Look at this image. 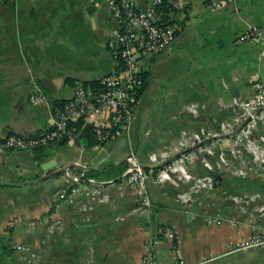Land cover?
<instances>
[{"label":"crops","instance_id":"1","mask_svg":"<svg viewBox=\"0 0 264 264\" xmlns=\"http://www.w3.org/2000/svg\"><path fill=\"white\" fill-rule=\"evenodd\" d=\"M134 3L144 6L145 0ZM185 3V10L176 14L183 21L173 38L163 49L138 57L147 86L136 99L128 129L119 128L101 146L106 154L100 161L115 164L131 144L136 159L146 164V152L173 141L180 127L216 129L217 121L232 119V98H249L256 82L264 85V0L227 1L219 7L208 0ZM248 23L261 34L240 38ZM114 35L107 0H0V179L18 181L44 173L30 150L8 147L5 135L48 127L52 98L69 102L76 84L112 71L116 61L106 42ZM34 84L44 94L36 103L28 97ZM194 101L205 105L199 118L188 108ZM81 149L66 142L40 162L53 157L58 167L77 160ZM188 165L193 172L205 171L197 157ZM241 178L258 182L257 188L245 186ZM61 183L60 171L35 182L0 184V264H19L16 245L40 248L38 239L54 217L61 226L53 235L79 248L76 262L69 264H139L144 243L153 237L159 240L155 254L161 264H169L172 255L181 264H264V247L230 248L259 234L264 217L251 208L236 209L227 199L230 192L253 189L264 199V176L221 173L213 188L199 191V201L185 211L174 200L173 186L152 180L147 182L150 206L134 209L135 189L118 175L103 185L107 199L94 208L88 223L76 204L66 201H59L57 213L50 215L48 205ZM216 213L231 221H206ZM169 227L173 237L164 233ZM7 235L11 253L1 245ZM52 237L43 245L40 261L46 259Z\"/></svg>","mask_w":264,"mask_h":264},{"label":"built area","instance_id":"2","mask_svg":"<svg viewBox=\"0 0 264 264\" xmlns=\"http://www.w3.org/2000/svg\"><path fill=\"white\" fill-rule=\"evenodd\" d=\"M173 7L182 6L186 0H170ZM235 0H208L212 7H219L224 2ZM160 0H145L144 6H138L134 0H107L109 13L115 22V35L106 42L109 50L118 53V68L101 77V87L91 90L76 84L72 98L66 103L59 116L52 115L53 127L37 135H20L7 133L4 143L12 148L27 149L30 145L55 139L64 130L66 119H75L82 115L92 119L93 130L101 141L113 138L121 129H128L134 112L135 103L131 90L136 84L138 57L147 52H156L172 38L170 25H161L157 13ZM261 29L253 24H246L240 38L259 36ZM255 93L249 98H232L229 105L233 110L232 119L217 121V128L211 129L203 125L180 127L176 138L157 149H150L145 154L147 167L140 166L131 144L128 146L126 166L119 178L131 184L135 189L137 205L134 209L144 210L150 206L147 182L152 180L161 185L173 186L174 200L185 211L199 201V191L208 192L214 185V173L231 171L239 176L256 174L264 176V85L255 83ZM32 103L40 101L44 94L40 87L33 85L29 93ZM203 102H190L191 116L199 118L204 109ZM109 112L115 113L109 119ZM93 117V118H90ZM104 119V120H103ZM111 123L115 128L110 129ZM238 129L233 132L237 127ZM226 135H223L225 134ZM146 132H143V136ZM67 142L76 141V135L66 132ZM176 153V154H175ZM175 154V155H174ZM171 157L165 163L163 161ZM198 158L204 172H193L188 162ZM162 163L161 165H158ZM157 166L156 170L152 168ZM86 168L65 167L61 171L62 183L53 192L55 200L49 203L50 215L54 216L59 201L76 204L81 220L88 223L93 217L94 208L107 199L103 185L114 179L98 178L86 174ZM228 201L239 210L252 209L259 217H264V199L258 190H242L230 192ZM206 221L217 223L222 219L231 221L227 215L214 214L205 217ZM60 219L54 217L52 223L44 228L39 237L40 248L32 249L27 244L16 245L15 258L19 263H30L39 260L44 252L43 245L60 229ZM164 233L173 237L172 228H165ZM158 238L148 239L143 245L139 264H161L156 257ZM245 247H264V224L260 233L239 240L230 246L231 249ZM82 256L80 260H83ZM169 264H181L176 255H172Z\"/></svg>","mask_w":264,"mask_h":264},{"label":"trees","instance_id":"3","mask_svg":"<svg viewBox=\"0 0 264 264\" xmlns=\"http://www.w3.org/2000/svg\"><path fill=\"white\" fill-rule=\"evenodd\" d=\"M186 4L187 3H184L180 7H173L171 5L170 0H160L157 6L159 23L161 25H170L172 27V31H171L172 38L174 34L177 33V31L179 30L178 24L181 25L183 21V18L181 20H178L176 18V14L180 10H183V9L185 10ZM111 53H112L113 59L116 61V63L114 64V68H118V65L120 63L119 55L114 50H111ZM105 74L92 78L88 81H81L80 85L85 88L91 89V90L99 89L101 87L100 79ZM136 80H137L136 84L133 86L131 90L133 103L136 102V99L143 93L145 87L147 86V75L145 73V70L139 69L137 71ZM67 101L68 99L52 98L51 107H50L52 115L55 117L59 116V112L64 109ZM114 114L115 113L109 112V119L112 118ZM52 127L53 125L50 124L48 127L43 128L42 130H39L35 133H29V134L19 133V134L20 135H37L41 132L51 129ZM106 127H109L110 129L115 128V126L112 123L111 125L109 124ZM68 131H71L76 135L77 139L75 143H77L84 149H90L94 146L101 147L105 144V141H101L96 136L93 130V122L91 120H87L84 116L80 115L76 117L75 119H66L65 124H64V130L60 134H58V136L55 139L48 140L43 143H36V144L30 145L27 148L28 150L31 151V155L35 159L36 163L39 164L41 160L50 157L51 155L55 153L56 149H58L59 146L64 145L67 142L66 132ZM125 166H126L125 161H121L115 164L109 161L103 164L99 170L87 169L86 174L92 175L98 178L111 177L114 179V177H117L120 174V172L125 168ZM156 168L157 166H154L152 170L155 171ZM214 181L216 183L218 182V179L214 177ZM241 181H243L244 183L246 182L245 186L250 185V184L251 186L256 185V188L258 186V182L252 184L251 181L248 180V178H241ZM8 236L9 235H7V237H4V238L2 237L1 245L4 250L11 253V251H13L14 249L12 250V247H10L12 241L10 237ZM53 237H52V241L49 243L46 259L43 260L44 262L39 260V261L30 262L28 264H69L70 261L76 262V258L79 253V248L76 245L74 246V244L66 242L62 238L63 237L62 235L55 234L53 235ZM14 262H16V259ZM39 262H42V263H39Z\"/></svg>","mask_w":264,"mask_h":264},{"label":"water","instance_id":"4","mask_svg":"<svg viewBox=\"0 0 264 264\" xmlns=\"http://www.w3.org/2000/svg\"><path fill=\"white\" fill-rule=\"evenodd\" d=\"M239 125L233 130V132H235L238 129ZM223 135H226L223 134ZM106 154V150L101 147L98 150L96 149H84L82 148L79 151L77 160L75 161H70L68 163H65L63 165H60L58 167H55L56 164V159L55 158H49L45 161L40 162L39 167L44 171V173L34 177V178H26V179H22V180H18V181H12V180H4V179H0V184H8V185H19V184H23V183H27V182H35L38 180H41L51 174H54L56 172H60L62 171L65 167H75V168H86V169H94V170H99L100 168L97 167L95 165V163L102 158L104 155ZM176 154V153H175ZM174 154V155H175ZM174 155L166 158L163 163L169 161L171 159V157H173ZM121 161H126V155H123L122 157H120L116 162L114 163H119ZM162 163H159L158 165H161ZM156 165V166H158ZM140 166L142 167H147L148 165L145 163H140ZM214 177H216L217 179L220 178V174L219 173H214ZM262 189L264 190V185L262 186Z\"/></svg>","mask_w":264,"mask_h":264},{"label":"rangeland","instance_id":"5","mask_svg":"<svg viewBox=\"0 0 264 264\" xmlns=\"http://www.w3.org/2000/svg\"><path fill=\"white\" fill-rule=\"evenodd\" d=\"M101 148V147H100ZM104 148V147H103ZM99 149V148H98ZM98 149H96V150H98ZM105 149V148H104ZM106 150V149H105ZM61 154V153H60ZM102 158H100L96 163H95V165L96 166H102L103 164H105L106 163V161H100ZM140 162V161H139ZM19 264H24V263H19ZM26 264V263H25Z\"/></svg>","mask_w":264,"mask_h":264}]
</instances>
